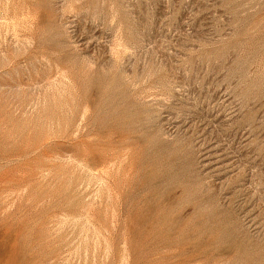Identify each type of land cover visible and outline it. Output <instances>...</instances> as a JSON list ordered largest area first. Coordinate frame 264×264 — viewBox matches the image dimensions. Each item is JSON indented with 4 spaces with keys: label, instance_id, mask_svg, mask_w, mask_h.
<instances>
[{
    "label": "rangeland",
    "instance_id": "rangeland-1",
    "mask_svg": "<svg viewBox=\"0 0 264 264\" xmlns=\"http://www.w3.org/2000/svg\"><path fill=\"white\" fill-rule=\"evenodd\" d=\"M0 264H264V0H0Z\"/></svg>",
    "mask_w": 264,
    "mask_h": 264
}]
</instances>
